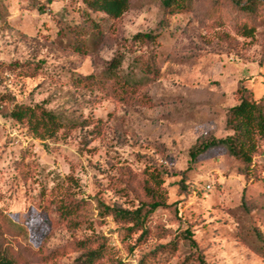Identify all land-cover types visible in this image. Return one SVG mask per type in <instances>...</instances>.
Here are the masks:
<instances>
[{"label":"rangeland","instance_id":"obj_1","mask_svg":"<svg viewBox=\"0 0 264 264\" xmlns=\"http://www.w3.org/2000/svg\"><path fill=\"white\" fill-rule=\"evenodd\" d=\"M0 1V248L18 264H75L101 243L106 255L96 264H264L254 235L264 234V143L247 177L222 147L190 156L199 139L232 134L226 119L239 88L264 106V0L252 38L236 29V2L249 0H193L176 14L162 0H131L119 20L92 15L103 36L86 54L63 33L88 27L81 0H53L44 13L47 0ZM150 32L160 36L154 44L133 41ZM117 55L122 74L142 81L133 98L112 83H75L101 77ZM147 61L157 74H142ZM16 105L43 106L66 126L36 139L8 117ZM153 173L164 175L166 206L149 217L144 236L102 216L100 203H148ZM65 202L80 204L67 221L58 211Z\"/></svg>","mask_w":264,"mask_h":264},{"label":"trees","instance_id":"obj_2","mask_svg":"<svg viewBox=\"0 0 264 264\" xmlns=\"http://www.w3.org/2000/svg\"><path fill=\"white\" fill-rule=\"evenodd\" d=\"M84 5L83 16L88 23L87 28L72 27L68 25L64 35L69 38V43L76 51L82 54L88 52L93 42L103 36V28L99 21L92 15H97L98 20L116 21L121 19L131 8V0H81ZM236 2L237 0H233ZM53 0H47V3L39 9L45 12ZM193 0H162V7L165 13L176 14L185 11L191 7ZM242 21L236 25L237 32L245 38H252L256 33V27L250 23L259 15V2L249 0L245 5L238 4ZM2 3L0 1V8ZM160 36L156 32L139 33L134 36L133 41L136 45L154 44ZM124 57L117 55L111 59L104 69L101 77L94 75L78 76L75 83L82 87H93L100 83H112L114 90L123 99L133 98L139 90L142 81L137 80L132 75L122 74ZM142 74L145 76L157 74L153 61H147L142 65ZM239 102L228 111L226 119V128L232 134L226 138H204L199 139L196 145L191 149V160L196 161L207 151L222 147L228 154L236 159L241 165V174L245 177L252 173L254 168V159L259 153L261 145L264 143V106L262 102L257 101L254 95L248 89L241 87L238 89ZM8 117L18 125L24 126L34 138L46 141L54 138L62 130L64 125L61 117L43 106L16 105L8 112ZM145 186L149 202L143 204L135 210H126L108 207L102 203L99 204L103 217H112L116 221L132 225V228L141 231L142 235L146 233L145 224L149 217L159 208L165 207L166 203L162 199L159 190L164 188V175L153 173ZM58 211L60 217L69 220L80 211V204L65 202ZM3 214L0 211V236L2 233ZM258 243V251L264 256V234L259 230L254 231ZM186 238L190 245L197 248V244L190 231H186ZM90 241V243H89ZM86 242V243H85ZM92 240H86L81 243L82 248L88 249L92 245ZM106 255V248L101 243L96 249L88 251L80 257L75 264H96ZM200 264H207L203 257H199ZM0 264H18L17 260L7 250L0 248ZM121 264V263H120Z\"/></svg>","mask_w":264,"mask_h":264},{"label":"built area","instance_id":"obj_3","mask_svg":"<svg viewBox=\"0 0 264 264\" xmlns=\"http://www.w3.org/2000/svg\"><path fill=\"white\" fill-rule=\"evenodd\" d=\"M208 187L211 188L210 185Z\"/></svg>","mask_w":264,"mask_h":264}]
</instances>
